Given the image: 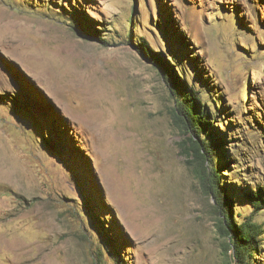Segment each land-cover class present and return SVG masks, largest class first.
I'll return each mask as SVG.
<instances>
[{
	"label": "rangeland",
	"instance_id": "rangeland-1",
	"mask_svg": "<svg viewBox=\"0 0 264 264\" xmlns=\"http://www.w3.org/2000/svg\"><path fill=\"white\" fill-rule=\"evenodd\" d=\"M153 55L214 111L220 185L250 213L264 0H0V264H228Z\"/></svg>",
	"mask_w": 264,
	"mask_h": 264
},
{
	"label": "trees",
	"instance_id": "trees-1",
	"mask_svg": "<svg viewBox=\"0 0 264 264\" xmlns=\"http://www.w3.org/2000/svg\"><path fill=\"white\" fill-rule=\"evenodd\" d=\"M79 15L83 16L82 14ZM83 18L87 21L84 16ZM88 26L90 25H87L85 30L78 33L89 40H100L101 37L95 35L92 29L91 33H89ZM138 40H142V44L137 49L142 56H145L143 38L138 37ZM147 48L149 49V47ZM153 56L152 58H155V60L151 59V62L157 65L161 69L162 75L169 80L171 93L175 97L174 120L180 122L186 131L192 133V135H189L186 132L185 137L188 154L192 158H197L200 163L199 178L203 185V190L205 193H210L214 196V210L217 216L216 230L217 234L223 239L224 254L227 256L230 252L228 264H255L256 256L261 254L264 243V240H262L264 236L263 223L254 220L255 214L264 209V186H256L255 191L252 190L245 194L250 201L252 209L250 213H247L248 215L240 217L238 211L236 210L235 212V209H233L229 194L220 185L222 181L220 180L219 169L215 166L217 154L222 152L221 143L226 137L225 134L223 137H216V132L220 131V128L212 125V121H210L211 114L214 111L204 105L207 101L203 104L200 103L198 91L193 88L188 89L185 82L179 78L180 76L174 71L172 72L167 60L163 62L164 60L161 57ZM178 69L179 73L185 77L182 67L180 66ZM246 87L248 88V85ZM247 93L248 90L246 91ZM213 97L211 101L214 102L213 100L215 99L221 105L218 97ZM214 108L218 109L215 102ZM222 109L223 107H221L220 111Z\"/></svg>",
	"mask_w": 264,
	"mask_h": 264
}]
</instances>
